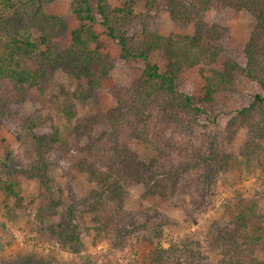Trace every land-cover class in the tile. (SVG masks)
I'll list each match as a JSON object with an SVG mask.
<instances>
[{
  "label": "trees",
  "instance_id": "obj_1",
  "mask_svg": "<svg viewBox=\"0 0 264 264\" xmlns=\"http://www.w3.org/2000/svg\"><path fill=\"white\" fill-rule=\"evenodd\" d=\"M68 2L76 29L46 12L52 0H0V129L20 141L23 127L18 118L28 101L58 105L71 127L65 141L56 137L57 131L48 144L36 138L41 149L29 176L39 181L35 217L41 224L56 221L49 229L62 248L82 252L83 231L95 232V238L114 241L122 249L133 241L155 245L167 228L178 224L174 211L194 222L197 214L214 205L218 186L233 166L249 164L262 151L264 0H127L121 6H113L111 0ZM141 5L144 12L137 11ZM161 11L173 22L194 24V35H160L156 16ZM244 12L252 16L254 27L239 53L232 48L231 23ZM97 24L120 48V60L141 63L142 75L115 88L113 107L78 118L73 100L85 103L117 67L103 51L102 35L92 28ZM154 53L165 54L164 70L151 61ZM222 57L220 69L206 78L202 104L214 105L219 90L232 91L243 79L256 82L261 92L230 114L225 130L205 128V134L196 135L207 112L182 89V76L186 69L219 65ZM58 71L83 82L88 94L58 84ZM50 90L56 93L47 98ZM35 120L31 116L24 124L31 132ZM241 131L247 140L235 155L229 146ZM134 142L153 149L149 161L140 158ZM71 151L77 155L71 167L90 188L68 204L50 168ZM9 161L0 157V191L21 202L18 183L1 178L11 173ZM134 187H142L140 203L128 211ZM241 200L236 208L225 203L207 229L206 246L219 257L216 263L203 256L198 244L187 242L155 247L145 264H264L263 210L256 202Z\"/></svg>",
  "mask_w": 264,
  "mask_h": 264
},
{
  "label": "rangeland",
  "instance_id": "obj_2",
  "mask_svg": "<svg viewBox=\"0 0 264 264\" xmlns=\"http://www.w3.org/2000/svg\"><path fill=\"white\" fill-rule=\"evenodd\" d=\"M127 0H111L113 6H121ZM138 12H144L143 6H139ZM46 12L50 15H59L66 19L72 29H76L78 24L72 13L68 0H52L51 5L46 7ZM157 18V32L162 36L194 35V24L173 22L168 13L161 11ZM214 13H210L212 20ZM254 27V19L248 13H241L231 23L232 48L239 53H243L249 40L250 32ZM98 34L102 35L103 51L113 58L117 66L112 70L109 79L102 82L101 87L95 91L93 97L85 103L73 100L77 104L78 118L91 117L97 112L106 111L113 107L115 101V88L121 84H128L142 75L141 63L125 62L120 60V48L118 45L105 37V29L99 24L92 27ZM151 61L158 64L164 70L167 67L166 56L163 53H154ZM225 61L222 57L219 65L203 67L202 65L188 70L182 76V89L193 95L198 104L204 107L207 114L200 118L199 125L195 128V134H205V128L225 130L230 119V114L240 108L249 105L255 94L260 93L259 85L248 79L241 80L238 87L232 91L226 89L219 90L215 96L214 105L201 103L204 96V86L206 78L212 77V72L220 69V65ZM204 69V74L199 73V69ZM56 82L64 84L71 91L79 94H88L83 82H79L73 77L58 71ZM56 93V90H52ZM51 90L47 98L51 95ZM28 101L21 106L20 117L18 118L22 129V139L17 141L7 130L0 129V157L9 158L12 166L11 173L3 174L1 178H10L18 183L21 202L16 198L6 197L0 191V264H88L89 261L95 264H145L149 261L151 253L157 246L169 248L171 244L184 245L187 242L199 245L205 258L213 263L219 259L218 256L209 253L206 246V232L214 219L220 217L223 212V205L230 203L237 207L240 198L246 204L258 203L264 214V143L262 151L249 164L234 165L227 175L226 181L220 183L217 195L214 198V205L207 211L195 216V221H188L182 211H174L173 216L178 224L165 230L164 238L160 243L148 245L133 241L126 248L117 246L114 241L105 238H95L96 233L88 234L82 232L84 248L80 253L61 247L56 237L50 231V226L56 221H46L41 224L37 221L36 205L39 194V181L29 177L32 167L36 164L40 147L36 138L43 137L47 144L54 137H60L63 141L68 140L71 127L57 106L47 103ZM31 116L35 117L33 132L29 131L24 124ZM37 116V118H36ZM216 124H213L215 119ZM56 131L57 136H56ZM56 136V137H55ZM245 131H241L231 146L229 151L239 155V151L246 142ZM46 143L44 146H46ZM133 148L140 158L147 162L153 156V149L140 142H134ZM44 155L47 157V151ZM77 155L74 151L62 154L56 159V164L50 168V175L64 189V201L71 203L73 200L81 199L90 188L85 180L77 175L76 170L71 166L76 162ZM241 160V158H240ZM70 172V173H69ZM76 179H73L74 176ZM142 187L131 189L127 200L126 209L134 211L140 203ZM227 201V202H226ZM251 227H255L254 221Z\"/></svg>",
  "mask_w": 264,
  "mask_h": 264
}]
</instances>
